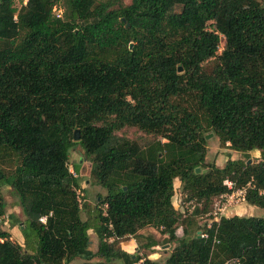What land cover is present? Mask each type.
<instances>
[{
	"label": "trees",
	"instance_id": "obj_1",
	"mask_svg": "<svg viewBox=\"0 0 264 264\" xmlns=\"http://www.w3.org/2000/svg\"><path fill=\"white\" fill-rule=\"evenodd\" d=\"M15 1L0 0V185L24 220L0 199V224L23 243L0 225V264H264V218L198 222L227 179L264 211V0ZM211 133L258 161L206 164ZM75 147L104 193L86 220ZM147 228L174 244L163 260Z\"/></svg>",
	"mask_w": 264,
	"mask_h": 264
},
{
	"label": "rangeland",
	"instance_id": "obj_2",
	"mask_svg": "<svg viewBox=\"0 0 264 264\" xmlns=\"http://www.w3.org/2000/svg\"><path fill=\"white\" fill-rule=\"evenodd\" d=\"M24 1L25 0H16L15 5L19 7L20 4H22V2L24 4ZM98 1H103V0H98ZM130 1L131 0H123V4L128 5ZM120 134L125 135L126 137L130 139H135L140 135V133L134 128H125L123 131L120 132ZM207 136H206L207 137L206 146L208 150H207L206 159H205L206 164H214L218 168H223L227 160L246 161L248 159V163H255L259 159V154L257 152H251L248 155H243L241 153L230 150L227 145L225 147L221 146V144L218 141V138L213 133L208 134ZM82 160H83V151L81 150L80 147H75L69 155L68 165L70 166L69 169H71L73 172H74L73 167L75 165H79V173H78L79 181H80L81 186L84 187L83 195L85 196V197L80 196V201L83 204L81 217L83 220H86L88 218L89 212H91V210L94 208L96 197L98 196V194L103 195L104 193L98 187H95L93 185H90L89 183H86V180L88 179L90 164ZM203 172H206L204 168H203ZM179 184L180 183L178 181L175 182V193L176 194H175L173 201L176 204H178V202L182 200L181 205L184 209L185 207L184 203L188 202V200L186 197H180L182 190ZM0 199L6 204V215H12L21 221L24 220V217L21 213L18 201L16 198H14L11 195L10 189L8 187L0 185ZM209 212L210 210L199 218L198 222H199V225L202 227V230L208 224V222L212 219V216L208 215ZM235 215L242 216V217L260 216L264 218V211L259 208L256 209L248 205L246 201L245 203L235 205L226 211L227 217H232ZM0 225H2V229L5 231L11 230L9 227V223L6 222V219L3 222H1ZM21 231H22V226L20 225L12 228V230L10 231V240L14 243L22 244L23 237L21 235ZM88 233L91 239L90 249L92 251H96L97 244H98L97 237L92 231H89ZM144 234L145 236L152 235L159 241L160 246L155 248V253H157V255L159 256L158 260H163L164 258H166L167 254H169L172 248L174 247L173 243L165 244V237H162V235H160L154 229L147 228L144 231ZM178 235L179 236L181 235V229L178 230ZM81 263L82 261L77 259L70 264H81Z\"/></svg>",
	"mask_w": 264,
	"mask_h": 264
},
{
	"label": "built area",
	"instance_id": "obj_3",
	"mask_svg": "<svg viewBox=\"0 0 264 264\" xmlns=\"http://www.w3.org/2000/svg\"><path fill=\"white\" fill-rule=\"evenodd\" d=\"M26 1L27 0L24 1V4L26 3ZM57 12H58L57 16H59L61 11H57ZM69 171L71 174H73V176H76L71 169H69ZM223 185L226 186L227 189L230 190V192L223 194L219 196L216 200H214L211 206V210L208 213V215L212 216V219L208 222L207 228H210L213 222H218L221 217L226 216V211L229 208L246 202L247 189L250 187V183L246 184V186L238 188L236 187L235 182L227 179L223 182ZM76 194L80 196L79 190L76 192ZM184 205H185L184 212L186 214H191V212L197 206L195 200H188V202H185ZM46 220H47V216L42 217L40 219V222L42 224H45ZM108 229L111 230V226H109ZM201 237L206 238L207 235L204 233L203 235H201ZM110 241H112V239H110ZM0 242H2V240H0ZM224 264H241V261L239 259H230L227 260Z\"/></svg>",
	"mask_w": 264,
	"mask_h": 264
},
{
	"label": "crops",
	"instance_id": "obj_4",
	"mask_svg": "<svg viewBox=\"0 0 264 264\" xmlns=\"http://www.w3.org/2000/svg\"><path fill=\"white\" fill-rule=\"evenodd\" d=\"M121 247L127 253L132 254L133 252H135V249H136L137 245H136V242L133 239H130V240L126 241V242L121 243ZM158 257L159 256L157 255V253H153L149 258L151 260H158Z\"/></svg>",
	"mask_w": 264,
	"mask_h": 264
},
{
	"label": "water",
	"instance_id": "obj_5",
	"mask_svg": "<svg viewBox=\"0 0 264 264\" xmlns=\"http://www.w3.org/2000/svg\"><path fill=\"white\" fill-rule=\"evenodd\" d=\"M132 47V45H130V48ZM178 71H181V68H179L178 69ZM208 137V136H207ZM206 137V138H207ZM79 139V131L78 130H76L75 132H74V140H78ZM197 172H200V169H197Z\"/></svg>",
	"mask_w": 264,
	"mask_h": 264
}]
</instances>
